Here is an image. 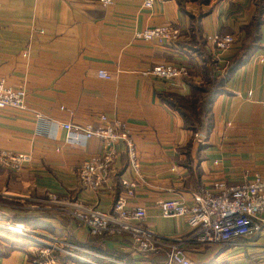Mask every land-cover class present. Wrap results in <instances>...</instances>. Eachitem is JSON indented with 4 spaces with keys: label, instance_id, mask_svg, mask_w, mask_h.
Segmentation results:
<instances>
[{
    "label": "crops",
    "instance_id": "0c3cea01",
    "mask_svg": "<svg viewBox=\"0 0 264 264\" xmlns=\"http://www.w3.org/2000/svg\"><path fill=\"white\" fill-rule=\"evenodd\" d=\"M160 25L179 32L169 46L134 36ZM213 35H231L233 43L216 51L207 42ZM157 65L181 66L186 74L173 82L145 74ZM99 70L109 79L98 78ZM208 78L221 79L222 86L198 143L174 102ZM0 80L26 92L24 110L0 109V151L30 156L17 172L0 168V222L46 231L79 248L74 253L81 258L52 251L39 262L164 259L163 253L133 252L124 236L93 238L75 226L67 208L110 212L122 196L120 182L131 173L119 144L103 187H82L78 167L104 149L94 138L84 146L66 144L62 123L96 126L100 115L125 123L145 181L128 206H143V226L170 240L189 230L184 218L161 217L159 202L189 204L193 193L214 182L235 186L255 174L264 178V0H155L149 9L136 0L106 8L96 0H0ZM187 243L184 250L195 264H223L228 257V264H264V223L236 245L207 247L212 252ZM6 247L0 264H35L36 252L24 241Z\"/></svg>",
    "mask_w": 264,
    "mask_h": 264
},
{
    "label": "built area",
    "instance_id": "2783aa9c",
    "mask_svg": "<svg viewBox=\"0 0 264 264\" xmlns=\"http://www.w3.org/2000/svg\"><path fill=\"white\" fill-rule=\"evenodd\" d=\"M100 7L111 6L117 0H96ZM145 9L152 7L155 0H136ZM177 29L160 25L135 33V38L145 42H153L159 46H169L178 38ZM207 42L216 51H224L233 43L231 35H213L207 37ZM147 75L165 82H173L175 78L183 77L186 71L183 67L157 65L146 71ZM97 77L108 80L102 70L97 71ZM26 92L24 89H13L0 80V109H25ZM38 120L42 116L36 114ZM64 142L68 145L84 146L90 139L98 140L104 152L98 157L84 160L77 170V178L82 187L96 191L103 187L107 178L116 147L121 144L126 156L127 167L131 173L129 180H122L123 190L113 203L111 211L106 213L95 208L72 206L70 215L77 222V227L84 228L91 236L130 237L131 250L138 254L165 252V264H190L182 245L186 242L200 246L236 245L240 239L248 238L259 232L264 223V178L255 174L251 180L235 186H226L222 182H214L206 190L193 193L189 204L182 200L172 199L158 203L160 215L163 218H184L189 234L184 239L170 240L154 234L146 229L142 222L145 219L143 206H128L129 201L136 200L135 190L145 184L132 141L124 122L97 117V125H75L62 123ZM203 139V136L198 135ZM30 162L26 154H11L0 151V164L12 170H21L24 164ZM53 199V198H52ZM54 200V199H53ZM72 210V211H71ZM5 226V228H3ZM0 228L13 232L39 246L40 257L48 256L54 250L62 254L75 256L73 246L60 243L37 232H32L22 223L0 222ZM35 236H33V235ZM35 264H52V259Z\"/></svg>",
    "mask_w": 264,
    "mask_h": 264
},
{
    "label": "rangeland",
    "instance_id": "374dc122",
    "mask_svg": "<svg viewBox=\"0 0 264 264\" xmlns=\"http://www.w3.org/2000/svg\"><path fill=\"white\" fill-rule=\"evenodd\" d=\"M212 88H213V86H212V84H210V85H208L207 86V89H211L212 90ZM208 99V98H207ZM207 99H205V100H203V102H202V104H201V106L204 108V109H206L207 108V106H208V103L206 102V100ZM206 102V103H205ZM208 119V116H205V114L204 113H202V114H200L199 116H198V119L195 121V124H194V127H193V139L194 140H196V142H198V143H201L202 142V139L201 138H199L198 137V135H200L199 133H198V131L199 130H202V128H203V131L205 132L206 131V128H207V121H206V119ZM192 131V130H191ZM201 136H203V135H201ZM204 138V137H203ZM0 168H3V169H8V170H11V171H13V172H17V171H15V170H12V169H10V168H7V167H5V166H3L2 164H0ZM79 168V167H78ZM19 171V170H18ZM77 176V175H76ZM77 181H78V178H77ZM78 183H79V181H78ZM80 184V183H79ZM81 185V184H80ZM5 203V202H4ZM4 203H2V202H0V206L2 207V206H4L5 204ZM113 206V205H112ZM70 209L71 208H67L66 209V213H67V215L71 218V220L73 221V223L75 224V226L77 225V222L74 220V218L70 215ZM72 211V210H71ZM10 223H20V222H15V221H11ZM23 224V223H22ZM25 225V224H24ZM27 228H28V230H30V231H32V232H37V233H40V234H45L46 236H48V237H50L51 239H54L55 241H57V242H60V243H65V242H63V241H61L60 239H58V238H56V237H54V236H52L51 234H49L48 232H46V231H43V230H40V229H37V228H35V227H28L27 225H25ZM77 227V226H76ZM3 228H5V226L3 227ZM77 228H79V227H77ZM79 229H81V228H79ZM82 229H84V228H82ZM84 230H86V229H84ZM87 231V230H86ZM87 233H88V231H87ZM31 235H33V234H31ZM33 236H35V235H33ZM91 236V235H90ZM118 236H124V237H126L127 239H128V241H129V243L131 244V240H130V237L129 236H127V235H125V234H123V235H118ZM91 237H93V238H111V237H109V236H103V235H100V236H91ZM113 237H115V236H113ZM179 239H181V238H179ZM184 239V238H183ZM16 241H19V242H25L28 246H31V248L36 252V258H39L40 257V255H39V247H42V246H39L38 247V244L39 243H37V242H35V241H31V240H28V239H26V238H23V237H21V236H17V235H14L13 234V232H11V231H9V230H4V229H2V228H0V254L2 253V252H5L6 250H8V248L6 247V246H9L10 245V242H16ZM67 243V242H66ZM185 245H186V243H184ZM184 244L182 245V249H183V251L185 252V250H184ZM187 244H189V243H187ZM190 245V244H189ZM195 245V244H194ZM71 246H73V245H71ZM75 249H71L72 251H73V254L75 255V256H77L74 252L75 251H78V249L79 248H77V247H75V246H73ZM196 247H198V248H204V250H209L210 251V248H207V247H210V246H200V245H196ZM215 247H221V246H215ZM130 249H131V246H130ZM197 249V248H196ZM215 248H213V250H214ZM75 250V251H74ZM221 250H223V248H218L217 249V253L219 252V251H221ZM53 252H57V253H61L60 251H56V250H54ZM208 252V251H207ZM210 252H212V250L210 251ZM158 253H163V256H164V259L159 263V264H165L164 262H165V259H166V256H165V252H163V251H158ZM49 254H50V252H49ZM48 254V255H49ZM62 254V253H61ZM145 254H151V253H144V255ZM185 255H186V258H187V260L189 261V263L190 264H195V262L194 261H190V259H189V257L187 256V254H186V252H185ZM206 260H207V258H206ZM227 260H228V262L230 261V260H233L232 258H230V257H228L227 258ZM205 261V260H204ZM228 262L226 261V262H224L223 264H228ZM253 264H261L260 262H257V261H255V262H252ZM198 264H200V263H198ZM221 264V263H220Z\"/></svg>",
    "mask_w": 264,
    "mask_h": 264
},
{
    "label": "trees",
    "instance_id": "16d2710c",
    "mask_svg": "<svg viewBox=\"0 0 264 264\" xmlns=\"http://www.w3.org/2000/svg\"><path fill=\"white\" fill-rule=\"evenodd\" d=\"M210 84L213 86L212 90L207 89V86ZM206 85L199 87L190 86L191 91L189 96L174 102L175 109H177L183 119L185 127H187L189 130L193 131L195 121L198 119L200 114L204 113L205 116H208V106L212 99L220 92L222 80L219 78H208L206 80ZM205 99H207L206 102L208 103L206 109L201 106L203 100ZM206 121L208 122V119H206ZM208 126L209 125L207 123L206 129H208Z\"/></svg>",
    "mask_w": 264,
    "mask_h": 264
},
{
    "label": "water",
    "instance_id": "95a60500",
    "mask_svg": "<svg viewBox=\"0 0 264 264\" xmlns=\"http://www.w3.org/2000/svg\"><path fill=\"white\" fill-rule=\"evenodd\" d=\"M198 133H199L200 135H203V134H204L203 128H202V130H199Z\"/></svg>",
    "mask_w": 264,
    "mask_h": 264
}]
</instances>
